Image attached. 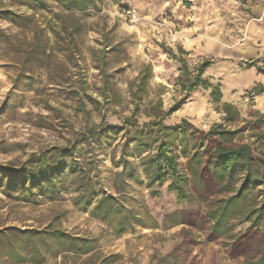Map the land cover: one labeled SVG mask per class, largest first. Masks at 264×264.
I'll return each mask as SVG.
<instances>
[{"label":"rangeland","instance_id":"374dc122","mask_svg":"<svg viewBox=\"0 0 264 264\" xmlns=\"http://www.w3.org/2000/svg\"><path fill=\"white\" fill-rule=\"evenodd\" d=\"M7 11L33 16L19 0H0V13ZM9 19L0 16V264H246L256 254L255 242L234 243L264 208V184L209 241L206 202L179 200L171 179L149 188L139 169L146 152L134 137L156 116L167 127L186 119L205 133L236 131L228 141L248 145L264 177V0H101L82 18L75 47L47 57L25 51L37 25L54 26L51 15L24 21L26 29ZM197 76L209 90L185 92ZM217 87L219 102L211 96ZM226 104L239 113L232 124ZM56 150H67L57 171ZM41 155L54 168L53 188L40 179L26 199L13 183L5 194L9 180L1 175L29 171L27 162ZM80 177L115 197L122 215L103 222L93 205L76 204ZM241 183L236 174L232 186ZM228 197L217 185L204 195ZM254 231L264 232V213Z\"/></svg>","mask_w":264,"mask_h":264},{"label":"trees","instance_id":"16d2710c","mask_svg":"<svg viewBox=\"0 0 264 264\" xmlns=\"http://www.w3.org/2000/svg\"><path fill=\"white\" fill-rule=\"evenodd\" d=\"M47 2L56 5V10L47 6ZM97 2H101V0H19L20 6L26 7L33 13L32 18L10 11L0 13V16H8L12 24L18 28L26 29L28 25L23 24L24 21L32 22V19H35L39 13H49L54 26L42 28L37 25L32 42L28 44L25 51L27 58H31L37 51L42 52L41 56L47 57L48 50L56 51V47L63 52H69L71 47H75L77 39L85 29V21L82 18L85 15L88 16V11L97 10ZM79 15H83V17L80 18ZM49 34L53 38L54 46H51L49 42L47 37ZM208 66L209 63L203 64L201 72ZM187 82L188 84L182 85L187 93L193 92L199 87L204 90L210 88V85L203 82L200 76L188 79ZM211 96L215 102L220 101L219 87L212 89ZM180 106H177L167 116L179 110ZM231 109L230 105H224L225 121L229 124L234 123V119L239 115L237 111L231 113ZM162 121V117L156 116L154 120L144 124L143 127L136 126L135 144L146 152V155L139 159L140 172L146 177L149 188H161L168 179H171L172 184L168 190L175 192L179 200L189 199L193 195L204 200L208 208L205 217L211 224L208 240H218L229 222L239 218L243 209H239L238 205L246 200L251 191L264 184V177H261L260 172L254 171L259 162L248 145H234L228 141V136L235 135L236 131L212 129L205 133L197 131L186 119H183L181 124L168 127ZM190 137L196 141L192 146L193 150L188 152ZM65 152L67 150H56V171L61 165ZM182 159L186 161L184 166L180 163ZM48 164L44 155H41L32 157L27 162V165L32 167L29 171L22 168L3 173L1 180L5 178L9 180L6 183L8 189L4 191L5 194L9 193V186L13 183L16 188L18 185L20 186L21 196H23L21 198L26 199L27 193L40 179L44 186L53 188L51 174L54 168L50 173ZM123 164L128 166L125 159H122ZM130 171L132 172L133 168ZM236 174L241 175L242 180L241 186L237 190L231 184ZM124 175V172H121L117 173L116 177L120 180ZM78 182L81 184L76 189L79 194L75 200L76 204L83 207L93 205L91 214L103 222L122 215L123 207L118 204L115 197L104 190L100 193L93 186L86 184L83 177H80ZM216 185L221 191L227 190L229 197L207 201L204 195L212 186ZM256 212L258 216L252 223L253 227L241 234L234 243L239 247L244 243L255 242L254 244H257L256 254L248 257L246 264H264V232L260 234L258 231H254L262 220L264 208L257 209ZM129 222L130 220L125 218L120 222L119 228L125 229L124 226Z\"/></svg>","mask_w":264,"mask_h":264}]
</instances>
